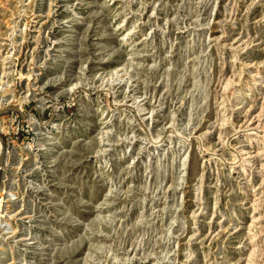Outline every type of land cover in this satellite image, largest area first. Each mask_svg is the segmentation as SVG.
Masks as SVG:
<instances>
[{"label": "rangeland", "instance_id": "374dc122", "mask_svg": "<svg viewBox=\"0 0 264 264\" xmlns=\"http://www.w3.org/2000/svg\"><path fill=\"white\" fill-rule=\"evenodd\" d=\"M0 264H264V0H0Z\"/></svg>", "mask_w": 264, "mask_h": 264}]
</instances>
